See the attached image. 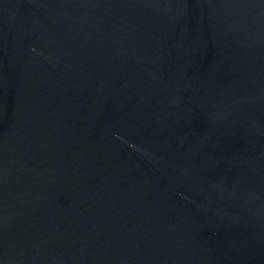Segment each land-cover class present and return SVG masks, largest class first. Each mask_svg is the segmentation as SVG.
<instances>
[{
    "label": "water",
    "instance_id": "water-1",
    "mask_svg": "<svg viewBox=\"0 0 264 264\" xmlns=\"http://www.w3.org/2000/svg\"><path fill=\"white\" fill-rule=\"evenodd\" d=\"M0 264H264V0H0Z\"/></svg>",
    "mask_w": 264,
    "mask_h": 264
}]
</instances>
